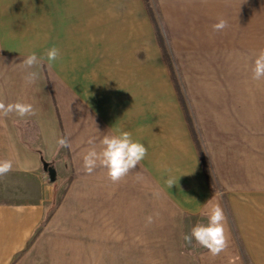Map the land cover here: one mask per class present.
<instances>
[{
	"label": "crops",
	"instance_id": "obj_1",
	"mask_svg": "<svg viewBox=\"0 0 264 264\" xmlns=\"http://www.w3.org/2000/svg\"><path fill=\"white\" fill-rule=\"evenodd\" d=\"M36 3L43 17L34 14L33 25L45 27L48 35L38 40L58 48L60 57L50 67L45 59L32 69L40 78L26 85L22 61L31 53L44 54L0 45V101L31 103L36 110L23 119L14 113L0 116V160L13 161L8 174L40 187L29 204L0 205V264H57L61 242L71 259L75 246L89 249L73 235H85V242L98 235L107 256L110 235L120 241L117 235L130 233L131 219L142 223L154 209L164 218L170 209L175 213L178 248L189 249L183 236L197 224L206 225L217 204L226 216L227 246L216 255L201 247L186 254L187 264H264V80L251 78L255 58L264 50V17H243L229 28L219 45L224 59L218 67L196 71L178 55L174 83L158 43L151 42L148 54L140 44L132 51L117 47L112 54L101 44L91 51L87 28L96 17L74 15L70 0ZM129 34L126 39L137 42L136 33ZM107 56L108 63L98 60ZM215 56L213 62L221 63ZM222 66L223 80H218ZM122 131L144 144V160L117 183L104 168L88 174L83 157L93 146L89 140L99 151L105 136ZM64 136L71 149L58 147ZM44 163L55 169L56 181ZM54 202L58 205L50 212ZM80 257L85 261L79 264H89L88 251Z\"/></svg>",
	"mask_w": 264,
	"mask_h": 264
},
{
	"label": "rangeland",
	"instance_id": "obj_2",
	"mask_svg": "<svg viewBox=\"0 0 264 264\" xmlns=\"http://www.w3.org/2000/svg\"><path fill=\"white\" fill-rule=\"evenodd\" d=\"M39 0H0V50H37L41 54H46L49 50V42L39 41L40 37L48 38V35H43V28L34 26V14H41L43 10H35L40 4L36 3ZM48 1V0H46ZM73 4V12L75 14L83 13V16L88 12L91 17H96L90 20V25L87 30L91 41L89 42L90 50L98 49L100 44L106 54H112V50L117 47L119 50L132 51L138 49V44L143 52L152 49V43H158L159 49L163 55L166 66L171 71L174 83H177V62H178V47L183 43L185 33H180L178 28L170 26L164 17L163 1L165 0H70ZM174 1V0H171ZM235 9L232 11V22L229 24L230 30L236 24H240L238 16L242 11L243 17L248 19H256L264 17V0H233ZM34 3V4H33ZM175 3V1H174ZM172 6V4H171ZM101 20V21H100ZM130 22L131 25H126ZM239 29V25L237 26ZM227 28V29H228ZM229 30V29H228ZM136 33L138 40L129 41V33ZM99 37H103L105 41L96 42ZM114 37L115 41H114ZM190 38V36H188ZM120 38V41H119ZM127 38V39H126ZM95 39V41H92ZM224 42V40H218ZM95 43V46H94ZM220 44V43H219ZM182 47V46H181ZM148 54V52H145ZM165 54L167 58H165ZM210 56L208 53H202L200 48H191L190 51H183L181 62L185 55L186 66L192 65V57L195 56L196 62H200L207 67L209 65L217 67L223 64L224 52L222 49H217ZM216 60L221 63L215 64ZM138 59V58H137ZM188 59L190 61H188ZM213 59V60H212ZM90 64L95 63L96 59H87ZM105 64L111 60L110 57L98 59ZM128 61L129 59H125ZM135 61L136 59H131ZM139 60V59H138ZM224 67L217 70V79L223 80L222 74ZM204 80H210L205 78ZM181 80V86H182ZM186 97V96H185ZM45 166V165H44ZM50 167V165H48ZM73 180V175L70 181ZM40 189L37 181L23 180L17 176L7 174L0 177V205H23L29 204L36 193ZM58 204L54 202L50 212L53 211ZM152 222L148 223V218L140 219L133 218L132 224L128 227L130 233H121L120 241L115 236L110 235L109 243L106 246L110 248L107 256H103L101 247L102 240L98 235H89L88 241L85 242V235H73L83 238L79 244L85 245L88 243V250H83L75 246L72 251L71 259H68V253L64 251L65 242H61V248L55 249L57 264H79L82 254L86 255L88 251V261L91 264H187L189 261L186 254L199 252V246L195 240L192 244L185 243L189 249H179L177 243V218L171 216L175 214L170 209V217H160V211L154 209L152 211ZM52 214H48V221ZM145 230V231H143ZM187 234V233H186ZM67 237L69 235H66ZM65 238V235H62ZM63 241V240H62ZM147 246L149 249H144ZM121 247V249H119ZM199 249V250H198ZM152 253V255H151ZM65 254V255H64ZM92 255V257H90ZM152 256V258L150 257ZM65 257V260H64ZM67 258V259H66ZM93 258V259H91ZM197 260V259H196ZM61 262V263H60ZM248 264H251L248 260Z\"/></svg>",
	"mask_w": 264,
	"mask_h": 264
},
{
	"label": "clouds",
	"instance_id": "obj_3",
	"mask_svg": "<svg viewBox=\"0 0 264 264\" xmlns=\"http://www.w3.org/2000/svg\"><path fill=\"white\" fill-rule=\"evenodd\" d=\"M228 27V21L224 18H219L218 22L213 25V31L221 32ZM59 57L60 51L56 47L49 49L44 56L38 57L35 53L29 54L22 61V67L26 73L24 76L25 84H34L40 78V73L32 69L42 66L45 59L50 67ZM251 78L254 81L264 80V50H261L255 58ZM13 113L23 119L35 116L36 110L31 103L16 102L5 104L0 101V116L7 117ZM89 144L93 146L83 157L85 171L91 174L98 167L104 168L107 170L108 179L113 183L125 178L144 160L148 152L144 144L134 141L132 134L127 131H122L116 136H105L101 141L99 151L95 147L94 141L89 140ZM57 145L59 148L71 149V142L67 136L59 138ZM12 170V160H0V177L6 176ZM167 184L172 187L174 181L168 179ZM151 222L152 218L148 217V223ZM225 224L226 216L224 210L217 204L211 207L208 213V223L206 225L197 224L191 229L189 234L183 236V239L187 244H192L193 240H195L199 246L208 249L213 255L219 254L227 246Z\"/></svg>",
	"mask_w": 264,
	"mask_h": 264
},
{
	"label": "bare ground",
	"instance_id": "obj_4",
	"mask_svg": "<svg viewBox=\"0 0 264 264\" xmlns=\"http://www.w3.org/2000/svg\"><path fill=\"white\" fill-rule=\"evenodd\" d=\"M175 1V3H174ZM165 0L163 1V11L166 21L170 26L178 28L180 33H185L182 47H178V55L181 59L183 51H190L191 48H200L207 53L219 48L220 41L224 40L228 34V29L221 32H214L213 25L218 22L219 18H224L228 24L232 22V11L235 9L233 0ZM172 4V6H171ZM243 18L242 11L238 20ZM190 36V38L188 37ZM202 50V49H201ZM193 61V57H192ZM203 64V63H202ZM200 62H192V67L196 71L203 68ZM106 256V255H104ZM92 257V255L90 256ZM93 259V258H91ZM91 264V262L89 263Z\"/></svg>",
	"mask_w": 264,
	"mask_h": 264
},
{
	"label": "water",
	"instance_id": "obj_5",
	"mask_svg": "<svg viewBox=\"0 0 264 264\" xmlns=\"http://www.w3.org/2000/svg\"><path fill=\"white\" fill-rule=\"evenodd\" d=\"M45 170L49 172L51 181H56V171L54 168L49 167L47 163H45Z\"/></svg>",
	"mask_w": 264,
	"mask_h": 264
},
{
	"label": "trees",
	"instance_id": "obj_6",
	"mask_svg": "<svg viewBox=\"0 0 264 264\" xmlns=\"http://www.w3.org/2000/svg\"><path fill=\"white\" fill-rule=\"evenodd\" d=\"M165 58H167V55L165 54ZM44 165H45V163H44Z\"/></svg>",
	"mask_w": 264,
	"mask_h": 264
}]
</instances>
